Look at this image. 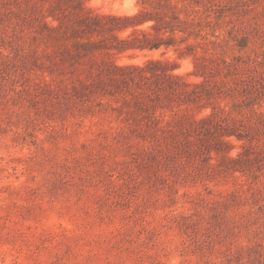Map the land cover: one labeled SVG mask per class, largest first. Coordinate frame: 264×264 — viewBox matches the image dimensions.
Wrapping results in <instances>:
<instances>
[{"label": "rangeland", "instance_id": "obj_1", "mask_svg": "<svg viewBox=\"0 0 264 264\" xmlns=\"http://www.w3.org/2000/svg\"><path fill=\"white\" fill-rule=\"evenodd\" d=\"M0 264H264V0H0Z\"/></svg>", "mask_w": 264, "mask_h": 264}]
</instances>
